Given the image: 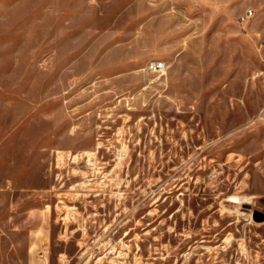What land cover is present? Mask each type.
<instances>
[{"label":"rangeland","instance_id":"rangeland-1","mask_svg":"<svg viewBox=\"0 0 264 264\" xmlns=\"http://www.w3.org/2000/svg\"><path fill=\"white\" fill-rule=\"evenodd\" d=\"M0 264H264V0H0Z\"/></svg>","mask_w":264,"mask_h":264},{"label":"built area","instance_id":"built-area-1","mask_svg":"<svg viewBox=\"0 0 264 264\" xmlns=\"http://www.w3.org/2000/svg\"><path fill=\"white\" fill-rule=\"evenodd\" d=\"M254 15H255L254 9L250 8L243 15L240 16V18L238 19V23L244 24L248 22L251 18H253ZM149 68L151 71L154 72H165L166 63L160 60H154L150 63Z\"/></svg>","mask_w":264,"mask_h":264}]
</instances>
